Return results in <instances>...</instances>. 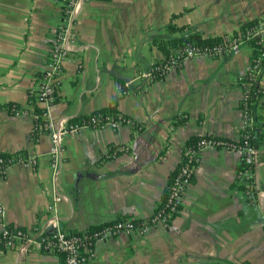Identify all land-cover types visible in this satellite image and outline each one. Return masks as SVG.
<instances>
[{"label": "crops", "instance_id": "1", "mask_svg": "<svg viewBox=\"0 0 264 264\" xmlns=\"http://www.w3.org/2000/svg\"><path fill=\"white\" fill-rule=\"evenodd\" d=\"M261 18L264 0H81L58 100L49 110L50 132L35 141V107L44 106L38 99L32 102V92L63 24V1L0 0V155L25 151L37 161L32 168L13 166L0 176L5 223L32 233L51 217L52 204L61 228L70 233L151 218L190 138L242 137L240 78L253 60V49L242 46L223 57L189 59L150 82L151 68L176 51L156 41L182 36L165 30L171 21L190 26L185 34L213 38ZM121 83L129 86L128 94L119 92L117 109L132 123L67 136L56 178L49 155L51 127L109 107ZM257 87L264 91V66ZM11 104L20 107L19 115ZM256 106L264 125V96ZM112 149L124 151L105 158ZM259 152L254 196L239 188L240 152L205 150L182 207L168 225H155L146 235L99 240L85 264H264L263 146ZM23 247L0 248V264H64L59 255Z\"/></svg>", "mask_w": 264, "mask_h": 264}, {"label": "built area", "instance_id": "2", "mask_svg": "<svg viewBox=\"0 0 264 264\" xmlns=\"http://www.w3.org/2000/svg\"><path fill=\"white\" fill-rule=\"evenodd\" d=\"M63 1V24L61 25L56 41L53 45L50 60L41 78L39 87L32 92L38 98L45 108V118L49 121V110L56 104L58 100V89L61 86L60 76L63 72L64 61L68 58L69 51L67 44L70 41L73 23L77 7L81 0H62ZM223 41L220 44L213 46H200L190 44L177 49L174 53L168 56L163 61L155 64L149 74V81L153 82L162 79L171 71L179 68L185 61L193 58L203 57H223L232 54L235 50L242 46H250L249 44L257 40L260 47V54L253 57L252 66L249 73L240 78L244 83L247 77L257 75L264 66V19L260 20L254 27L246 31L227 34L222 36ZM121 95H127L128 92H121ZM17 115L20 111L16 112ZM245 114V113H244ZM248 117L245 114V126ZM98 120L92 118L90 122L83 124H70L64 119L56 127H51L52 147L49 155L52 160V168L54 176L57 178L58 170L62 164L61 152L65 138L72 134H77L85 129H92V125L96 126ZM126 124L132 123L131 120H126ZM50 124V123H49ZM134 124V123H133ZM122 125L120 121L109 120L105 125L113 129H117ZM208 149H228L231 151L240 152L244 156L246 165L252 167V189L255 187V168L259 160V148L251 144L250 136L246 135L241 145L236 146L233 143L224 144L220 140L204 138L198 142L194 148L185 147L183 152V160L179 169L171 179V183L166 191L161 207L149 219L145 221L119 220L114 223L104 224L94 229L86 230L78 233H70L61 228L58 209L55 204L48 207L51 212V217L46 224L32 233H27L22 229L9 227L5 223V209L0 203V248L13 249L17 245H24L38 251L51 252L63 257L64 264H85L90 260L93 254L94 244L102 239L118 236L120 234H132L139 232L146 235L151 227L158 224L168 225L180 211L184 195L192 184L197 164L200 162L201 155ZM37 164L34 157L18 156L12 160H7L0 157V176H5L8 169L13 166H21L32 168ZM246 174H239L241 179L245 178ZM56 201L58 197L56 196ZM163 208V209H162ZM23 251V250H22Z\"/></svg>", "mask_w": 264, "mask_h": 264}, {"label": "trees", "instance_id": "3", "mask_svg": "<svg viewBox=\"0 0 264 264\" xmlns=\"http://www.w3.org/2000/svg\"><path fill=\"white\" fill-rule=\"evenodd\" d=\"M177 17L178 15L173 16L172 21ZM262 19L264 18L255 19V20L242 24L239 30L235 34L237 35L239 32L246 31L247 29L254 27ZM172 21L171 23H169V25L166 26L165 30L171 35H174L176 33H181L182 36L179 38L176 37V38H170L167 40H157L156 41L157 45L159 46L163 45L162 47L163 49L165 48L164 46L167 47V45L168 46L170 45V47H174L176 50L179 49L180 47L190 45V44H196L200 46H207V45L213 46V45L220 44L223 41L222 37L205 38L202 36L200 32H196V31L193 33L185 34L187 30H191L192 28L190 26L178 27ZM249 45L253 49V57H257L260 54V47L257 44V40L252 41ZM128 87L129 86H126L124 83H121V87L119 91H117L113 99V102L109 107L95 111L88 115H84L78 118L71 119L69 123L71 125L72 124H83V123L90 122L92 118H95L98 120V123L96 126L92 125V129L104 128L105 125L109 122V120L120 121L122 124H126L125 121L129 119L125 115H122L118 111L117 108H118V101L120 99L119 92H128ZM243 88H244L245 96L241 102L240 108L247 115L248 121L246 123L245 128L243 129L242 137L238 141L237 140L233 141V140L225 139V138H217V137H214V139L220 140L224 144L233 143L239 147V145L243 143L244 137L248 135L251 138V144L256 145L258 148L259 147L261 148V146L264 147V125H262V118H259L256 114V109H257L256 105L258 104L259 100L264 96V91H261L257 87V75L247 77L244 80ZM37 99H38L37 96L31 98L34 104L37 103ZM9 107L14 113L18 109H20V107L16 104H11ZM45 112H46L45 108H40L39 106L35 107V111H34L35 128L33 131V138L35 141H37V139L39 138L41 134L50 132L49 121L44 117ZM204 138H211V137H192L187 141L186 147L194 148L197 146L198 142ZM123 151L124 149L121 152L120 151L114 152V149H112L110 150L109 154L105 158L114 159L115 157L119 156L120 153H122ZM18 156L28 157L25 151H22L16 154L7 153V154L0 155L1 158L7 159V160H12ZM238 174H242V175L246 174L245 178L243 179L238 178V180L242 184V185L240 184L239 188L245 191L246 193H248L250 196H254V194H256L255 192L256 190H253L251 187L253 183L252 167L246 165L243 155L239 163ZM9 227H12V226L9 225Z\"/></svg>", "mask_w": 264, "mask_h": 264}]
</instances>
